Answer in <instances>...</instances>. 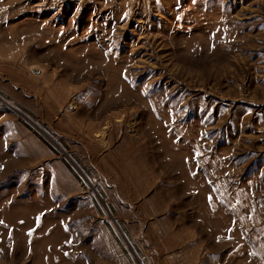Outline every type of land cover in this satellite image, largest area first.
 Masks as SVG:
<instances>
[{
  "label": "rangeland",
  "instance_id": "rangeland-1",
  "mask_svg": "<svg viewBox=\"0 0 264 264\" xmlns=\"http://www.w3.org/2000/svg\"><path fill=\"white\" fill-rule=\"evenodd\" d=\"M0 264H264V0H0Z\"/></svg>",
  "mask_w": 264,
  "mask_h": 264
},
{
  "label": "built area",
  "instance_id": "built-area-1",
  "mask_svg": "<svg viewBox=\"0 0 264 264\" xmlns=\"http://www.w3.org/2000/svg\"><path fill=\"white\" fill-rule=\"evenodd\" d=\"M73 2H81V1H83V0H72Z\"/></svg>",
  "mask_w": 264,
  "mask_h": 264
}]
</instances>
